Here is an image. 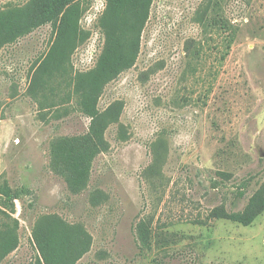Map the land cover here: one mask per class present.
<instances>
[{
    "label": "rangeland",
    "instance_id": "rangeland-1",
    "mask_svg": "<svg viewBox=\"0 0 264 264\" xmlns=\"http://www.w3.org/2000/svg\"><path fill=\"white\" fill-rule=\"evenodd\" d=\"M29 1L0 0V11ZM106 3L75 2L86 38L40 91L32 77L57 25L0 47V185L15 195L13 210L0 196V232L18 237L0 264H43L51 234L71 264H264V210L249 226L211 216L241 211L264 186V0H152L134 63L93 119L72 83L103 51ZM83 136L101 152L72 190L50 153Z\"/></svg>",
    "mask_w": 264,
    "mask_h": 264
},
{
    "label": "trees",
    "instance_id": "trees-1",
    "mask_svg": "<svg viewBox=\"0 0 264 264\" xmlns=\"http://www.w3.org/2000/svg\"><path fill=\"white\" fill-rule=\"evenodd\" d=\"M31 1L36 8L34 15L29 12ZM76 1L30 0L21 9L0 11V47L5 42H14L27 35L34 28L52 22L57 25L56 38L40 64L39 74L32 77L30 89H43L44 78L62 71L74 50L86 38L79 27L80 10ZM106 2L105 11L98 21L104 38L103 51L95 67L89 72L76 75L72 83L81 111L93 119L97 115V103L104 87L134 63L139 33L148 19L152 0ZM229 49L230 44L226 47V54ZM101 145V141L92 136L60 139L51 149L50 166L64 178L72 190L84 187L89 182L92 162L101 152ZM0 196L13 210L15 195L5 183L0 185ZM263 210L264 186L248 198L241 211L230 213L223 208L213 209L211 216L249 226ZM64 238L51 234L49 242L39 247L43 264H71L73 253L65 248ZM138 238L144 246L147 237L141 233ZM17 245L15 228L10 227L0 232V261L16 249Z\"/></svg>",
    "mask_w": 264,
    "mask_h": 264
}]
</instances>
